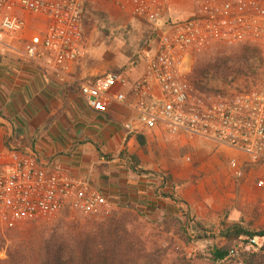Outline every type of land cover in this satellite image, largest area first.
<instances>
[{"label":"built area","instance_id":"1","mask_svg":"<svg viewBox=\"0 0 264 264\" xmlns=\"http://www.w3.org/2000/svg\"><path fill=\"white\" fill-rule=\"evenodd\" d=\"M108 1L150 26L137 79L120 71L80 76L87 0H0V57L36 64L59 83L75 86L97 113L113 105L130 108L135 115L123 127L137 142L158 133L233 149L246 158L229 160L237 179L264 167V75L252 88L217 93L200 90L189 77L192 57L215 45L252 44L264 54V0H198L194 16L163 27L168 0ZM257 185L264 188V179ZM114 203L90 173L73 176L34 150L0 168V233L67 211L98 216Z\"/></svg>","mask_w":264,"mask_h":264},{"label":"rangeland","instance_id":"2","mask_svg":"<svg viewBox=\"0 0 264 264\" xmlns=\"http://www.w3.org/2000/svg\"><path fill=\"white\" fill-rule=\"evenodd\" d=\"M197 2L168 0L161 27L194 16L198 10ZM85 8L80 76L140 71L144 66L140 52L150 34V26L129 9L108 0H87ZM243 48V45H215L207 52L195 55L189 63L190 80L205 92L252 88L264 75V54L262 62L252 58L239 64ZM160 142L145 144L150 148V157L143 161L136 157L139 168L130 167V171L138 176L156 175V180L143 184L136 195H132V200L118 202L113 199L114 208L98 216L67 211L17 227L37 241L36 251L39 246L53 248L55 245L56 249L62 248L69 253L85 251L93 254L96 264H264L263 239L253 241L254 249L240 244L234 253L221 261L214 262L210 254L213 247L225 245L220 234L226 227L240 224L249 232L264 229V188L257 185L258 178L264 179V167L253 169L249 182H246L248 174L237 179L229 167L220 181L208 184L206 171L215 164L210 161L204 146L200 145L202 150L196 154L186 143H178L179 149L174 155L168 142L166 150ZM145 145L135 143L138 150L146 149ZM188 156L190 162L186 160ZM220 159V169L226 168L227 161L223 157ZM159 162H164L167 167L162 168ZM154 163L157 170L149 172L147 169ZM175 163L178 170H190L193 174L174 181L171 165ZM158 189L160 194L155 193ZM8 233L0 234L6 241L5 247L0 249L1 260H7L6 250L11 244ZM35 261L31 258L32 264Z\"/></svg>","mask_w":264,"mask_h":264},{"label":"crops","instance_id":"3","mask_svg":"<svg viewBox=\"0 0 264 264\" xmlns=\"http://www.w3.org/2000/svg\"><path fill=\"white\" fill-rule=\"evenodd\" d=\"M143 72L144 68L129 75L137 79ZM82 100L75 86L59 83L36 64H23L14 56L0 57V168L14 157L34 150L51 165L73 176L90 173L102 192L115 201L126 202L132 200L143 184L156 180V175L138 176L130 171L131 166L137 169L132 157L142 161L150 157V148L145 145L150 142L161 141L164 150L168 142L174 155L178 143H186L196 154L202 150L200 145L204 146L215 164L206 171L208 184L217 183L228 173L231 158L237 157L240 163L246 160L242 153L214 142L158 133L141 135L146 149L138 150L135 143H143L139 137L137 142L128 135L123 127L135 115L130 108L113 105L107 113H97L85 102L82 104ZM221 157L227 161L223 169ZM159 166L167 167L164 162H159ZM156 168L154 163L147 170L154 172ZM178 169L176 163L171 165L174 181L193 174ZM251 175L252 172L246 182L252 179ZM155 193L160 194V190Z\"/></svg>","mask_w":264,"mask_h":264},{"label":"trees","instance_id":"4","mask_svg":"<svg viewBox=\"0 0 264 264\" xmlns=\"http://www.w3.org/2000/svg\"><path fill=\"white\" fill-rule=\"evenodd\" d=\"M244 48L239 55V64H244L249 59H259L262 62V51L255 45H243ZM246 65V64H245ZM244 68V65L241 69ZM198 86V85H197ZM145 143L141 144L144 145ZM134 166L139 168L136 157H132ZM138 172H142L138 169ZM147 174V173H145ZM15 228V230H14ZM12 228L14 231L9 229L8 235L11 244L7 246V260H1L0 264H32L31 258L35 259V264H96L92 253H86L81 251L79 254L65 252L62 248L56 249L57 245L51 248L50 246L43 247L39 246L38 250L34 248L36 242L33 238L28 235L27 231H22L17 226ZM6 231V232H7ZM11 232V233H10ZM14 232V235H10ZM25 232V234H24ZM3 234V233H0ZM4 236V235H3ZM16 236V237H15ZM220 236L225 240L223 247H213L211 249V258L214 262L224 260L231 253H234L240 244L250 245L252 249L256 248L253 243L256 239L264 240V229L257 232H249L243 228L240 224H234L230 227H226L221 232ZM6 238V236H5ZM244 238V239H242ZM7 239V238H6ZM8 241V240H7ZM6 241L0 235V249L5 247ZM47 245H49L47 243ZM3 246V247H2ZM264 251V247L262 248ZM107 262L106 258H103Z\"/></svg>","mask_w":264,"mask_h":264},{"label":"water","instance_id":"5","mask_svg":"<svg viewBox=\"0 0 264 264\" xmlns=\"http://www.w3.org/2000/svg\"><path fill=\"white\" fill-rule=\"evenodd\" d=\"M144 137L143 136H139V141L141 142V143H143L144 142Z\"/></svg>","mask_w":264,"mask_h":264}]
</instances>
